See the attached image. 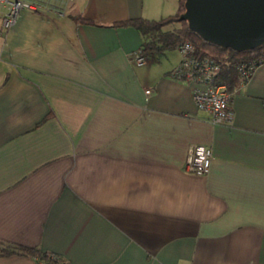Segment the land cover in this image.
<instances>
[{"label":"crops","instance_id":"1","mask_svg":"<svg viewBox=\"0 0 264 264\" xmlns=\"http://www.w3.org/2000/svg\"><path fill=\"white\" fill-rule=\"evenodd\" d=\"M39 1L0 26V239L69 264H264V61L212 122L178 48L138 65L140 32L112 24L179 0ZM196 143L205 174L185 166Z\"/></svg>","mask_w":264,"mask_h":264},{"label":"trees","instance_id":"2","mask_svg":"<svg viewBox=\"0 0 264 264\" xmlns=\"http://www.w3.org/2000/svg\"><path fill=\"white\" fill-rule=\"evenodd\" d=\"M183 10L184 0H179L178 7L172 14L156 19L142 16L117 19L112 24L136 27L142 36L139 48L146 56L157 54L165 49L178 48L181 41L190 40L193 43L195 54L208 56L219 64L220 67L215 80L225 83L229 88L239 83L236 63L244 62L247 64L257 61L260 64L264 61V43L255 48L236 50L205 40L188 27L186 20L179 18ZM71 16L77 22L97 24L96 20L83 14H73ZM12 254L36 256L47 264H69L58 253L48 252L37 246H26L0 239V255Z\"/></svg>","mask_w":264,"mask_h":264},{"label":"built area","instance_id":"3","mask_svg":"<svg viewBox=\"0 0 264 264\" xmlns=\"http://www.w3.org/2000/svg\"><path fill=\"white\" fill-rule=\"evenodd\" d=\"M6 5L2 16V25L9 27L22 9L38 10L41 7L39 0H0ZM181 54L178 64L172 70L174 76L185 79L193 84V98L199 108L210 113L212 122H229L233 118L231 99L238 90L237 84L229 88L225 83L215 80L219 64L208 56H198L193 52V43L185 39L178 45ZM147 56L137 48L133 54L136 64L146 62ZM237 74L239 83L246 81L252 74L257 61L250 63L238 62ZM211 148L203 143L193 144L186 159L187 170L195 174H205L211 163Z\"/></svg>","mask_w":264,"mask_h":264},{"label":"water","instance_id":"4","mask_svg":"<svg viewBox=\"0 0 264 264\" xmlns=\"http://www.w3.org/2000/svg\"><path fill=\"white\" fill-rule=\"evenodd\" d=\"M179 18L223 47L245 50L264 43V0H184Z\"/></svg>","mask_w":264,"mask_h":264},{"label":"rangeland","instance_id":"5","mask_svg":"<svg viewBox=\"0 0 264 264\" xmlns=\"http://www.w3.org/2000/svg\"><path fill=\"white\" fill-rule=\"evenodd\" d=\"M0 26H3V25H1V19H0ZM3 27H4V26H3ZM5 29H6V28L4 27L3 31H5ZM174 50H175V49H174ZM177 50H178V49H177ZM177 50H176V51H177ZM178 52H179V51H178ZM179 54H180V52H179ZM180 56H181V54H180Z\"/></svg>","mask_w":264,"mask_h":264}]
</instances>
